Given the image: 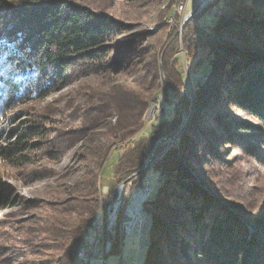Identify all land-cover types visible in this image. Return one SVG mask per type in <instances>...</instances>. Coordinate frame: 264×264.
<instances>
[{
	"label": "trees",
	"instance_id": "trees-1",
	"mask_svg": "<svg viewBox=\"0 0 264 264\" xmlns=\"http://www.w3.org/2000/svg\"><path fill=\"white\" fill-rule=\"evenodd\" d=\"M122 1L150 13L153 0ZM207 13L213 16L204 20ZM134 21L85 0H0V120L11 109L72 87L59 102L60 126L52 129L44 114L22 122L9 137L4 159L24 184L56 176L36 169L44 161L59 165L75 149L81 160L77 169L58 176L47 198L27 206L20 220L0 222V264H75L76 242L97 214L100 197L107 207L117 184L129 186L154 150L156 156L169 145L190 113L192 92L193 114L178 136V149L171 145L151 169L160 179L144 203L151 225L144 264H264V212L252 218L256 230L249 232L238 208L221 204L205 189L216 188L206 168L195 169L201 182L190 170L206 155L217 162L219 147L241 145L239 136L247 137L242 131L264 139L255 126L231 115L233 120L226 119L222 111L232 105L264 125V0H216L161 55L162 18L155 22L158 31ZM202 44L205 56L194 55L186 74L180 49L189 54ZM202 67L206 79L198 76ZM165 94L179 98V107ZM157 96L170 116L156 120L146 138L119 150L111 166L117 184L105 195L98 171L118 145L145 128ZM249 140H243V149H251ZM18 199L0 183V211L20 207Z\"/></svg>",
	"mask_w": 264,
	"mask_h": 264
},
{
	"label": "rangeland",
	"instance_id": "rangeland-1",
	"mask_svg": "<svg viewBox=\"0 0 264 264\" xmlns=\"http://www.w3.org/2000/svg\"><path fill=\"white\" fill-rule=\"evenodd\" d=\"M190 1V2H189ZM204 0H153L149 5H152L149 9L150 13H145L141 10L142 6H132L123 3L122 0H85V2L93 8H104L106 10H111L113 14L121 18H136L135 24L141 26L143 29L158 31L159 25L155 24L158 17L162 18L163 29L160 30L164 34L162 39L159 53L163 54L169 44L178 36L181 38L183 28L185 27L186 20L190 14L194 13L198 7L202 4ZM148 8V7H147ZM212 13H207L206 18L212 17ZM140 27V29H142ZM207 30V29H206ZM141 42V39L137 40V43ZM181 48L187 49L186 44H182L180 41ZM202 45L197 46V50H191L189 54L183 52L180 49V55L182 60L181 69L187 74L188 64H192L194 55L198 57L205 56V48ZM190 55L188 61L186 56ZM191 58V60H189ZM205 68L202 67L198 72V76L201 79H206ZM162 88H167V83L165 77L163 78ZM189 81V79H188ZM69 87L63 90L61 93L53 94L45 101L40 103H32L25 107H17L9 110L0 120V183L4 186L6 185L8 189L13 193V196H18L20 202V207L6 208L0 211V222L5 221L7 223H12L15 220H20L19 214H23V210L33 204V202L39 200L42 201L47 198V192L49 188L55 185V181L58 176L65 172H69L72 168H78L80 166L81 160L77 156V150L72 151L64 161L59 165H51L49 163L43 165H36V169H41L42 167L48 168L56 172V176L53 178H45L42 175L39 180L30 179L28 184H24L20 178V172L18 169L12 165L8 160L4 159L6 154V149L8 146V140L11 133L21 126L22 122L30 121L39 114H44L49 117L47 124L53 128H58L60 122L62 121V109L63 107L59 105L60 100L63 96L69 94ZM166 97V98H165ZM164 98L170 102V105L175 107L181 104L179 98H175L173 95L165 94ZM180 103V104H179ZM194 94L191 93V110L186 119L184 126L181 124L179 133L172 138H169V145L166 146L160 153L155 156L154 153L151 155L148 164H156L164 155V153L169 149L171 145H174L178 149L177 139L179 134H181L193 114L194 107ZM163 106V105H162ZM161 107V96H157L149 106L146 114V126L145 128L137 134L134 138L127 141L123 145H118L111 154L109 161L105 167L98 171L101 174L99 181H101L100 187L104 190V194L109 196V190H113L117 182L111 174V166L119 156L120 148L130 147L142 138H146L152 129V124H156V120H161L165 117H169L171 111L169 107ZM152 107H155L154 112L151 111ZM179 111V108H177ZM222 111L226 114L225 118L229 120L239 119L243 123H248L255 126L257 131L264 133V125L258 122L250 113L238 110L236 107L230 105L222 108ZM231 115L232 117L230 118ZM44 122V120H42ZM234 123V122H233ZM254 132V131H252ZM251 131H242V134H247V137H241L238 144L243 145L244 141H251V149H243L241 145L225 146V148L219 147V154L221 158L216 162L214 158L208 155L202 158L200 164L190 168L193 176L197 181L201 182L195 169L206 168L205 170L211 176L213 182L215 181L216 188H210V184L205 185V189L211 193L221 204L228 206L233 205L239 210V215L242 218V223L245 224L249 232L256 230L252 218L255 219L261 213L264 212V139H257L252 137ZM264 135L262 136V138ZM248 139V140H247ZM244 140V141H243ZM158 147V146H156ZM118 150V151H117ZM179 155V154H178ZM201 165V166H200ZM148 165L143 169H147ZM142 169V170H143ZM135 174V173H134ZM133 174V175H134ZM132 175V176H133ZM132 176L130 177L131 183L133 182ZM149 179L152 181V190L156 191L159 185L160 173L157 170H153L149 173ZM129 180V181H130ZM129 184V186L131 185ZM123 183L117 184L116 188ZM126 186V184H125ZM129 186H126L127 188ZM116 188L113 190L116 191ZM112 192V193H113ZM20 194V195H19ZM105 197V196H104ZM102 199V197H100ZM101 199L99 202H101ZM100 208V206H99ZM99 210V209H98ZM32 211L30 210L29 213ZM17 217H14L16 216ZM239 217V218H240ZM146 219V217H145ZM148 223L143 222L141 224V231L136 229L133 230L131 236L125 237L123 244V258L120 262V257H118V251L116 250L111 254V258L108 264H144L146 254L148 252L150 244V231L151 225L150 218H148ZM144 224V225H143ZM143 225V227H142ZM10 226V225H9ZM2 226L0 225V229ZM141 233V234H140ZM144 233V234H143ZM144 235V236H143ZM8 243H11L8 242ZM11 247V246H10ZM181 264V263H180Z\"/></svg>",
	"mask_w": 264,
	"mask_h": 264
},
{
	"label": "built area",
	"instance_id": "built-area-1",
	"mask_svg": "<svg viewBox=\"0 0 264 264\" xmlns=\"http://www.w3.org/2000/svg\"><path fill=\"white\" fill-rule=\"evenodd\" d=\"M152 166L135 173L128 188L120 184L107 207L106 198L101 199L100 216L78 246L75 264H108L116 250L122 261L125 237L131 236L133 230L141 231V222L146 221L144 203L152 193L153 183L149 179Z\"/></svg>",
	"mask_w": 264,
	"mask_h": 264
},
{
	"label": "bare ground",
	"instance_id": "bare-ground-1",
	"mask_svg": "<svg viewBox=\"0 0 264 264\" xmlns=\"http://www.w3.org/2000/svg\"><path fill=\"white\" fill-rule=\"evenodd\" d=\"M154 109H155V107H152L151 111L154 112ZM100 176H101V174H99V179H100ZM100 209H101V202H100V208H99L97 214L95 216H93V218L88 222V224L85 227L82 235L77 240V242H76V251H77L78 246H80L83 243L85 236L89 233L91 226L95 222V219L99 218V216H100ZM147 221H148V219H146V221H142L141 224L143 222L148 223Z\"/></svg>",
	"mask_w": 264,
	"mask_h": 264
},
{
	"label": "water",
	"instance_id": "water-1",
	"mask_svg": "<svg viewBox=\"0 0 264 264\" xmlns=\"http://www.w3.org/2000/svg\"><path fill=\"white\" fill-rule=\"evenodd\" d=\"M216 0H204L202 4L198 7V9L190 14V16L187 18L186 23L193 21L194 17L198 15L203 9H205L208 5L215 2ZM149 165V164H148ZM126 183H123V186H125Z\"/></svg>",
	"mask_w": 264,
	"mask_h": 264
}]
</instances>
